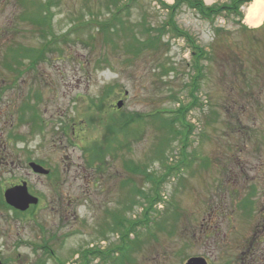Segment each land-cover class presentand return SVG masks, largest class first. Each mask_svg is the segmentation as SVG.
<instances>
[{
    "label": "rangeland",
    "instance_id": "1",
    "mask_svg": "<svg viewBox=\"0 0 264 264\" xmlns=\"http://www.w3.org/2000/svg\"><path fill=\"white\" fill-rule=\"evenodd\" d=\"M200 1L224 9L202 15L180 1L171 10L176 0H161L167 7L156 0H0V184L27 178L41 198L32 213L11 218L0 210L5 260L77 264L73 250L92 244L108 248V261L89 264L197 257L233 264L251 223L264 218V25L244 23L253 0ZM108 20L117 46L98 31ZM180 108L186 126L176 124L171 135L159 117L169 120ZM118 126L129 149L114 155V143L103 157L88 158ZM25 159L55 176L27 177ZM128 162L141 171L127 170ZM147 196L155 198L149 223L134 227L124 250L118 230L100 238L117 211L142 220ZM130 199L136 202L125 211Z\"/></svg>",
    "mask_w": 264,
    "mask_h": 264
},
{
    "label": "trees",
    "instance_id": "2",
    "mask_svg": "<svg viewBox=\"0 0 264 264\" xmlns=\"http://www.w3.org/2000/svg\"><path fill=\"white\" fill-rule=\"evenodd\" d=\"M156 1L162 7H167L165 4H163L161 2V0H156ZM180 1L187 2L188 3V6L198 9L202 15H213V14H217L219 11H221L222 9H224L223 6L217 7L215 5L208 6L207 7L200 0H193V1L192 0H176V3H174V5H172L170 9L171 10H175L176 7L181 3ZM242 1L247 2V1H250V0H242ZM235 10H237V9H235ZM120 12H121V9L118 8L116 13L119 14ZM115 15L116 14L114 13L113 16H115ZM112 22H113L112 20H108L106 22L105 21L99 22L98 23V26H99L98 31L108 32V44L110 43V44H112V46H117L115 44V39L113 37V34H118V30H117V28L115 26H113ZM263 25H264V23H263ZM131 27H132V25H129L127 27L128 30ZM133 41H138V39H133ZM129 48L131 49L130 51H133V53H134V51L141 50L140 49L141 46H140V48H138V46L131 47L129 45ZM111 49H113L114 51L121 50V48H119V47L118 48H111ZM194 49H195V47H194ZM46 50H48V47H43L42 48L43 53H45ZM197 51H199V49H197ZM199 52H201L202 54H204L203 53V50H200ZM29 54H30V51L23 50V55H29ZM202 54H199V55H202ZM195 56H196V54L194 52L192 54V57H195ZM206 57H207V55H206ZM197 58H199V57H197ZM15 63H18V60L15 61ZM34 63L35 62L33 61L32 62V65ZM7 65H9V64H7ZM29 67L31 68L32 66H29ZM8 68H9L10 71L11 70L14 71L13 70L14 68H12V69H10V67H8ZM197 72L200 75V71L197 70ZM20 75H21V71L18 72V76H20ZM191 97L194 98V96L192 94H191ZM195 100L197 101V99H195ZM26 108H27V105H26ZM176 113H177V116L176 117H173V118H171L169 120L162 118L158 112L156 113L157 115L160 116L159 119L162 120V122H163V125H162L163 129H165V131L169 132L171 135L176 134V130H175L176 124H180V125L182 124L183 126L181 125V128H184V126H186V124L183 121V119H184L183 115L184 114L182 112V108L178 109ZM142 118H143V116H140V118L136 122H138L139 120H142ZM20 120L23 121L22 118ZM115 122H117V119L115 120ZM162 127H161V129H162ZM111 132L113 133V135L112 136H108V129H107V133L104 136L103 143L99 142L98 145L97 144L96 145H93V147H91L90 149H88L89 150L88 151L89 152V157L88 158H90L91 160H93L91 157L94 155V153L97 156H102L103 157V154H105V153L108 154V145L111 148V145L114 144V143L116 144L115 147L112 150V152L114 151L113 152L114 155H116L117 152L119 150H121V149H126V150L129 149V144L128 143L121 142L123 139H118V137H117L118 134L124 133V131L121 130L119 128V126H118V128L117 127L116 128L115 127L112 128L111 129ZM124 134L127 135L128 133H124ZM184 139H186L185 136H184ZM124 141L128 142L127 141V138H124ZM166 141H167V138L166 137L162 139V142L164 143V145H165ZM183 143L185 145V140H183ZM182 149H185V148H182ZM158 155L161 157V159H163V156L164 155H163V149L162 148L158 151ZM91 163H93V162H90V164ZM126 164H125V167L129 171H133V172H135V171L136 172H139V170L141 171L140 167H137V165H133L131 162H128L129 167ZM98 169H100V167H98ZM144 169L142 170V172H145ZM172 169L174 170L173 167H169L167 170H172ZM161 181L162 180H160L159 183ZM159 183L155 181L154 186H153L155 191H154V194H152V195H154L156 197H157V194L159 195V192L157 191V188L159 186ZM154 196H147V197L144 198V201L146 202V204H144L145 206H144L142 220H136V221H133L132 220L131 221V220H128L127 218H125L124 216L121 219L120 218L121 213H118L119 211H117L116 213H113L112 216L109 219L111 220L113 218V220H115V221L113 223H111V224L108 223V221H105L104 222V226H102V228L100 229V232H99L100 238H107V235L106 234H108V232H111L113 230H118L120 232V237H119V239H120V246H118V247L120 249L124 250V248L126 247V245L128 243L127 237L130 235V233L133 232V229H135L134 227L136 225L140 224V223H143V224L144 223L145 224L149 223L150 212H152V206H153V203L155 201ZM129 201H130V203L127 206L124 207V210L125 211L128 210V208H131L132 205H133V203L136 202L135 200H132V199H130ZM108 224L110 225L109 226V230H108ZM123 246H124V248H123ZM75 253H76V251L73 252V254H75ZM79 255H80V258H79L78 264H89V263H92L93 262L92 260L94 258L98 257V256H99V258L101 260H106L105 262H107L108 261V248L105 249V250H103V251L100 250L99 248H96V249H93V250H86V251L81 250V251H79ZM64 263L65 262L62 261V264H64Z\"/></svg>",
    "mask_w": 264,
    "mask_h": 264
},
{
    "label": "flooded vegetation",
    "instance_id": "3",
    "mask_svg": "<svg viewBox=\"0 0 264 264\" xmlns=\"http://www.w3.org/2000/svg\"><path fill=\"white\" fill-rule=\"evenodd\" d=\"M21 122V120H20ZM17 138V136L12 137ZM36 163L39 166H42V162L41 161H33L31 159H25L23 165H24V169H27L28 171L25 172L27 177L30 176H35L36 178H51L54 175V172L52 170H47L48 174L47 175H43V174H37L34 173L30 170L29 168V164L30 163ZM45 168V167H44ZM47 169V168H46ZM22 183L26 184L28 193L33 196L36 197L38 199V203L37 205L41 202V198L40 196H38L37 194H34L32 191V188H30V185L28 184V180L27 178H21L19 180H15L11 183H8L6 186L0 184V210H3L7 213H9L12 217H16L17 215H22V214H28L29 212L32 213L34 210L33 206H29V208L24 211V212H20L15 210L14 208L10 207L4 199V193L8 188L11 187H15V186H21ZM90 197V196H89ZM52 203V202H51ZM58 213L60 214V211H58ZM62 215H64L62 218L64 220L67 219V217H65V212L62 213ZM5 217V216H3ZM7 217V216H6ZM252 227L249 228V232L246 234L248 238H246L245 242L242 243L241 247L238 249V251L236 252L234 259H233V264H264V248H262L263 244H264V218H259V220L257 222H253L251 223ZM59 227V226H58ZM60 229V227H59ZM243 229V228H242ZM247 228H245L244 230H247ZM243 233V232H242ZM53 234H51L50 236H52ZM243 235V234H242ZM237 236H240V234H237ZM49 239V238H48ZM54 238L51 237V239H49L50 241H52ZM53 242V241H52ZM42 250H46L49 253H53V248L49 247V246H42L41 248ZM44 250V251H45ZM83 250H93V245L89 244L87 245V248H83V249H74L73 251H76L75 253V257L76 258H80L79 255V251ZM2 252L0 250V262L2 264H12V262H14V259H12L11 261L5 260L2 257ZM64 264H68V262H65ZM78 264V263H77Z\"/></svg>",
    "mask_w": 264,
    "mask_h": 264
},
{
    "label": "water",
    "instance_id": "4",
    "mask_svg": "<svg viewBox=\"0 0 264 264\" xmlns=\"http://www.w3.org/2000/svg\"><path fill=\"white\" fill-rule=\"evenodd\" d=\"M122 104L121 101L117 102V108H121ZM29 166L34 173L43 175L48 173L47 170L35 163H30ZM4 199L9 206L21 212L26 211L30 205H36L38 202L37 198L29 195L25 183H22L21 186L8 188L4 193ZM0 264L2 263L0 262ZM185 264H206V261L203 258L197 257L190 258Z\"/></svg>",
    "mask_w": 264,
    "mask_h": 264
},
{
    "label": "bare ground",
    "instance_id": "5",
    "mask_svg": "<svg viewBox=\"0 0 264 264\" xmlns=\"http://www.w3.org/2000/svg\"><path fill=\"white\" fill-rule=\"evenodd\" d=\"M264 20V0H253L246 8L244 23L249 27L257 28Z\"/></svg>",
    "mask_w": 264,
    "mask_h": 264
}]
</instances>
